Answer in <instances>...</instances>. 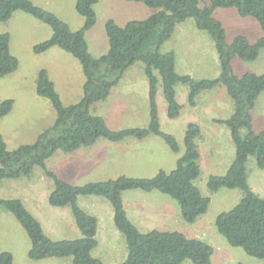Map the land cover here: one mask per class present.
Masks as SVG:
<instances>
[{"label": "trees", "instance_id": "obj_1", "mask_svg": "<svg viewBox=\"0 0 264 264\" xmlns=\"http://www.w3.org/2000/svg\"><path fill=\"white\" fill-rule=\"evenodd\" d=\"M124 1L144 4L155 9L156 13L145 20L130 21L125 26L109 19L105 25L108 50L97 58L90 53L86 33L97 24L95 6L98 0L76 1V10L84 18V25L77 31L32 0H0V22H8L16 12L22 11L47 24L53 35L35 46V52L40 54L58 47L80 62L85 76L82 100L65 106L48 71L39 73L37 93L50 101L56 120L34 144L22 145L13 151L8 150L0 132V184L6 179L29 178L36 166L41 167L54 183L50 204L71 209L82 237L53 241L21 200H0V205L17 219L27 233L31 242L29 258L33 261L72 258V264H103L93 256L98 246V220L78 204L82 196H99L111 204L115 225L126 239L128 257L122 264H183L187 260L193 264H212L214 249L202 240L189 238L180 232H141L129 220L122 198L125 191H157L179 203L185 222L195 224L205 215L211 198L195 185L201 174L196 142L201 129L197 124H190L185 132L184 153L176 168L171 172L161 170L153 178L123 176L75 186L49 171L46 162L58 151L74 152L93 146L99 139L120 142L127 138L143 140L151 135L162 139L174 153H179L177 139L161 128L157 102L160 80L168 103V115L172 119L179 117L182 109L177 101L176 87L179 84L188 87L189 104L193 107L202 92L223 86L233 102V113L225 121L217 122L225 124L231 131L236 155L225 174L210 176L207 187L211 192L222 188L239 189L243 198L234 208L220 214L215 226L232 247L241 248L256 259H264V199L251 189L247 169L248 160L253 157L257 167L264 170V131H254L252 117L257 99L264 92V73L238 77L232 66L236 57L247 62L255 61L264 49V38L252 43L246 37L238 36L229 44L223 23L214 17L216 9L235 8L242 17L255 18L264 32V0H210V6L203 8L198 0ZM190 19L195 21L197 30L209 34L215 43L221 67L217 79L195 80L191 76L180 75L176 69L175 53L161 52V47L173 37L177 25ZM10 43L9 34L0 36V79L19 68ZM137 62L144 65L149 81V125L146 128L111 130L104 118L90 112V107L107 100L125 72ZM13 105L12 100L0 104V121L12 111ZM0 264H13L12 254L0 252Z\"/></svg>", "mask_w": 264, "mask_h": 264}, {"label": "rangeland", "instance_id": "obj_2", "mask_svg": "<svg viewBox=\"0 0 264 264\" xmlns=\"http://www.w3.org/2000/svg\"><path fill=\"white\" fill-rule=\"evenodd\" d=\"M36 5L55 13L61 20L66 22L73 31H77L84 25V18L76 10L77 0H32ZM200 6H210V0H198ZM97 13V24L86 33L90 53L94 57L104 55L108 50V39L105 25L109 19L115 20L120 26H125L133 20H145L156 13L141 3L127 2L124 0H98L95 6ZM214 17L221 21L226 29L228 43L231 44L238 36H244L252 43L264 38V32L260 23L253 17H242L237 9L219 8L214 12ZM9 34L11 38L10 49L13 56L19 61V68L14 73L0 79V104L6 100L14 102L12 111L0 121V132L5 140L8 150L13 151L22 145L34 144L39 136L56 120V112L50 101L38 95L37 81L39 73L46 70L51 81L54 83L58 94L65 106L78 104L84 96L85 76L80 62L69 53L58 47H53L43 53H36L35 46L49 40L53 31L47 24L35 19L22 11L16 12L10 21L0 22V36ZM200 44L205 48L194 52L189 50V45ZM161 52H174L177 56L179 74H190L195 80L217 79L221 74L220 61L215 43L207 33L197 31L195 21L190 19L177 25L173 37L162 47ZM199 56H203L200 59ZM235 75L242 77L246 74L264 73V49L259 57L252 62L234 58L232 62ZM118 86L114 87L107 100L93 104L90 112L105 119L111 130L119 131L133 128H146L150 122L149 96L143 90L147 84L144 65L140 62L132 65L124 74ZM148 86V84H147ZM147 86L145 87L147 89ZM132 90H135L134 92ZM177 101L181 106L179 117L172 119L168 115V103L165 99L162 82L158 85L157 102L161 128L164 132L173 135L182 153H184L185 132L190 124L204 120L209 117L214 100L228 98L225 87L203 92L198 98L197 109L189 104L188 88L182 84L177 86ZM218 104V102H217ZM201 111L206 113L202 116ZM227 112H216L214 115L224 117ZM253 126L255 132L264 131V93L261 94L252 111ZM206 135L208 132L203 124ZM211 135V134H210ZM222 141V138H219ZM149 143L150 148H155L153 156L147 161H139L137 168H144L146 171H139L144 179L153 178L158 165L166 172H171L177 166L179 156L173 153L168 145L160 138ZM99 142H110L99 139ZM211 142L201 144L202 159L200 160L201 174L195 181V185L202 193L211 198L208 212L198 219L195 225L184 221L180 205L171 197L162 193H156L162 202L166 201L169 213L167 220L152 221L151 226H141L139 230L143 233L151 231L180 232L189 238H201L213 249L212 264H264V259H256L246 254L237 247H232L227 240L217 231L215 221L217 217L234 208L243 198V192L239 189L230 190L222 188L219 191L211 192L207 187L213 171H228L231 160L229 150L233 146L232 141L226 143L218 154H224L217 163L218 157L213 152ZM158 144L160 146L157 148ZM229 144V145H227ZM100 146V145H97ZM230 146V147H229ZM80 150V149H79ZM77 150V151H79ZM85 150V148H81ZM65 153L58 151L46 162L49 171L54 172L62 180L68 181L75 186H83L92 182H106L120 178L119 173L102 174L100 171H92L88 166V159L80 157L79 153ZM81 152V151H80ZM175 156V162L171 157ZM174 157V158H175ZM217 158V159H216ZM226 159V160H225ZM159 164H157V163ZM209 162L214 165L210 166ZM146 165H145V164ZM115 171L134 172L133 166L127 161L119 163ZM99 166L98 164H96ZM129 167V168H128ZM172 167V168H171ZM249 181L252 186L259 184L264 187V170L257 167L256 161L251 157L247 164ZM114 171V172H115ZM138 174V172H137ZM129 177V176H126ZM148 177V178H147ZM54 183L45 175L41 167L36 166L31 177L20 179H6L0 184V200L18 199L35 216L40 218L44 230L53 241L64 239L73 240L80 238L78 227L74 223L73 216L68 209H59L50 204V194L53 192ZM264 191V189H263ZM137 193V192H135ZM141 194V191H139ZM264 199V193H261ZM90 197H82L80 204L84 207L91 203ZM155 208L158 205H154ZM150 208V206H149ZM90 212H97L98 209L88 208ZM65 214H68L65 216ZM60 215V225L56 227L54 220ZM177 216V219H173ZM121 241H117L113 253L104 251L98 246L93 251V256L102 261L103 264H122L128 257V248L125 237L120 233ZM31 249L30 239L19 224L17 219L4 207L0 205V252H8L13 256V264H72V258H52L41 261H33L29 258ZM183 264H193L187 260Z\"/></svg>", "mask_w": 264, "mask_h": 264}, {"label": "crops", "instance_id": "obj_3", "mask_svg": "<svg viewBox=\"0 0 264 264\" xmlns=\"http://www.w3.org/2000/svg\"><path fill=\"white\" fill-rule=\"evenodd\" d=\"M197 31H199V30H197ZM199 32H201V31H199ZM201 33H205V32H201ZM188 48H189V50L192 49L194 52L198 53L200 51V49L205 48V46L200 45V44H194V45H189ZM199 58L203 59V56H199ZM177 68H178V62H177V56H176V69ZM180 75H184V74H180ZM185 75L191 76L190 74H185ZM122 81H124V80H121L120 83ZM146 81H147L148 86L146 84L145 87L147 86V89L144 87L143 90L145 91V94L146 95L148 94V96H149V81L148 80H146ZM215 89H217V88H215ZM176 90H177V87H176ZM132 91L134 92L135 90H132ZM188 93H189V89H188ZM200 95L198 96V98L200 97ZM198 98H197L196 106H194V107L192 106L195 109H197V107H198ZM258 99H257V101H258ZM213 100H214V103L212 104L213 105V107L211 108L212 110L207 111L208 113H210L209 115H207L209 117H206V118L204 117V120L197 122V125L201 129V135L196 141L198 148H199V152H200L199 166H200V160L202 159V153H201V147H200L201 144L204 145L206 143V141L209 143L212 141L213 138L217 139L215 144H213V149L216 150V152L215 153L213 152V154L215 155V157H218L217 163L221 164V162H223V161H220V160L222 158L224 160V154H221V153L218 154L217 150L219 151V150L223 149L224 145L226 144V143H224L223 140H225L226 142L229 141V143L232 141V143H233L231 131L229 130V128L225 124L217 122V121H225L226 119H228L230 117V115L233 113V102H232L230 97H228L227 99L224 98L223 100L217 101L218 104L216 102V99H213ZM225 111L227 112L226 114H228V113L229 114L225 115L224 117H221V116L219 117L217 115H215V116L213 115L211 117V115L216 114V112H225ZM205 113H206L205 111H201L200 114H202V116H204ZM149 114H150V112H149ZM252 117H253V115H252ZM253 120H254V118H253ZM203 124L206 128V131L208 132L207 135H206L205 131L203 130ZM220 137L222 138V141H220V139H219ZM157 138L158 137L151 135L148 138L143 139V140H139L136 138H127V139L120 141V142H99V141H97L93 146L84 147L85 150H81V148H80V150L78 149L79 151L76 150V152L73 153L72 155L79 153L78 155H80V157H84V158L88 159V166H90L89 168L92 171L98 170V171L102 172V174L116 173L117 172V173H119L120 177L129 176L131 178H146L143 175H139V171H146V169H144V168H137L136 169V165H137V163L139 165V161H142V160L146 161V163H147L149 158L154 155L153 151L155 148H150L148 145L152 141H157V140H154ZM152 143L154 144L156 142H152ZM97 145H100V146H97ZM227 145H229V144H227ZM159 146H160V144H158L157 148ZM180 150H181V148H180ZM56 153H58V152H56ZM230 153H231V160L228 161L229 167L231 166L232 162L234 161V158L236 155V148H235L234 143H233V146H231V148L229 150V154ZM175 154L178 155L179 158L183 155L182 151H179V153H175ZM174 157L175 156L171 157V161H173V162H175V159H176V157L175 158ZM127 158L130 162V165L133 166L135 173H133L130 169H129V173H127V171H120V172H118V170L115 171L116 166L117 165L119 166L120 162L127 161ZM250 159L248 160V163H249ZM155 163H157V162H155ZM96 164H98L99 166H97ZM157 164H159V163H157ZM209 164H210V166L212 165L210 162H209ZM212 166L215 167L214 165H212ZM229 167H228V169H229ZM200 169H201V166H200ZM161 170L165 171L163 169V167H161L159 164L157 167V170L155 172L158 173ZM137 172H138V174H137ZM213 172H215V173H213L211 176L223 175L227 171L225 173H222L223 171H220L219 173H217L218 171L217 172L213 171ZM248 182H249L251 189L257 195H259L261 197L260 194L264 193V191H263L264 187L260 188L259 184H255L254 186H252L250 184V181H249V176H248ZM71 185H73V184H71ZM135 192H137V193H135ZM142 193H145V192H142ZM156 193H157V191H153V192L145 193V194H141V193H139V191H125V192H123L122 198H123V204H124L127 216L129 218V220L138 229L141 226H145V227L151 226L152 221L157 222L160 219L161 220L162 219L163 220L169 219L168 215L170 212L168 211L167 205H165L168 203H166V201L162 202L161 199L159 198V196H156ZM82 197H86V196H82ZM82 197L79 198V201H78L79 206L85 212H87L89 215L96 217L98 220V231H97V237H96L97 241H98V246L101 245V247H103L105 252L107 250V251H111L113 253V251L115 249L114 247L117 244V241H121V238H120V232L115 225L114 210H113L111 204L109 203V201L107 199H105L103 197L87 196V197H90L91 203L87 204L86 206L88 208L93 207L94 209H98L96 213L90 212V211H88L87 207H84L83 205L80 204V199ZM156 204L158 205L157 208L154 207V205H156ZM149 206H150V208H149ZM57 208L68 209L65 211H68V213L70 211V213L72 215L71 209L69 207H62V208L57 207ZM66 215H68V214H65V216ZM170 215H171V213H170ZM34 217L42 225L40 218L36 214ZM60 218H61L60 215H58L57 219H55L53 222L54 225H56V227H59V225L61 223ZM177 218H178L177 216H173V219H177ZM73 219H74V217H73ZM72 223H74L76 225L75 220ZM192 225H195V224H192ZM76 227H77V225H76ZM42 228L44 230L43 225H42ZM44 232L47 235L45 230H44ZM79 233H80V231H79ZM76 239H79V238L77 237ZM76 239H73V240H76ZM195 239L201 240V238H198V237ZM62 240H64V239H59L58 241H62ZM55 241H57V240H55Z\"/></svg>", "mask_w": 264, "mask_h": 264}]
</instances>
